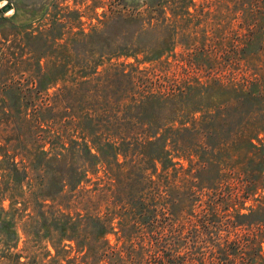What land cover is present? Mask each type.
Wrapping results in <instances>:
<instances>
[{
  "label": "trees",
  "instance_id": "trees-1",
  "mask_svg": "<svg viewBox=\"0 0 264 264\" xmlns=\"http://www.w3.org/2000/svg\"><path fill=\"white\" fill-rule=\"evenodd\" d=\"M65 2L0 7V264H264V0Z\"/></svg>",
  "mask_w": 264,
  "mask_h": 264
},
{
  "label": "rangeland",
  "instance_id": "rangeland-1",
  "mask_svg": "<svg viewBox=\"0 0 264 264\" xmlns=\"http://www.w3.org/2000/svg\"><path fill=\"white\" fill-rule=\"evenodd\" d=\"M46 0H6V2H4V0H0V4L4 5L5 3H12L14 7L10 8L9 10H7L5 12V15L7 16H12L15 11H16V6L19 5L21 6L20 7V12H19V16L17 18H15V20H17V22H21V20L25 17V16H28V14L31 12L30 9H44L45 8V5L44 2ZM200 1H203V0H197V2H200ZM92 2H94V0H86V1H82V0H66L65 4L66 3H69L71 6H70V10H74L75 8H82V9H86L87 11V14L90 15L92 14V11H91V8L90 7H87L88 4H91ZM69 10V11H70ZM101 10V9H100ZM71 15H73L74 13H70ZM84 19L87 20V23L85 25L88 26L87 30H90L91 26L88 25V23L91 21V19H89L87 16L84 17ZM94 22H95V19H94ZM20 23L18 24H13V25H9L8 27H6L4 30H6L5 32V35L9 38H11L12 42H14V40H16L17 38V35H18V32L20 31V28H21V25H19ZM38 25V22H35L34 23V26H37ZM0 36H3V34L0 33ZM32 42V46L33 48H42V49H48V50H57V46L55 45H50V46H47V45H44L42 44V40H33L31 41ZM171 59V64L168 65L169 66V70H176V72L178 73L180 70H182V68L179 66V64L177 65L178 63V60H173L172 57H170ZM148 65L150 64H153V63H147ZM160 67H163L162 65L159 64ZM184 164L185 165H188V160L184 159L183 160ZM102 173V172H100ZM213 172H203V169L200 171V181L203 182V176H206L207 174H212ZM189 185V182L187 180H182L181 182V187L179 188H176L173 190V196H174V199H175V208L177 211H180L181 208H183V210L180 212L181 215H183L186 211V202H187V199H186V190H187V187ZM9 201H6V203H8ZM253 202L251 199L247 201V204ZM238 206V204L236 205ZM230 209L232 210V207H230ZM115 224L117 225L116 226V229L112 232L109 233L108 237L110 239V242L113 244V245H117L119 247H122L124 245V242H125V238L124 237H121V234L122 232L119 230V224L117 222V219L115 221ZM203 238V236H202ZM182 244V242L179 243V245ZM203 244V242H202ZM263 248H264V243H263ZM183 249H187V246H182ZM181 247V248H182ZM51 249H52V252L53 253H56L55 249L51 246ZM195 249V248H194ZM74 253V252H73ZM81 254V253H80ZM63 258V255L61 256ZM81 260V256L79 257ZM83 264H86L85 262H83Z\"/></svg>",
  "mask_w": 264,
  "mask_h": 264
},
{
  "label": "water",
  "instance_id": "water-1",
  "mask_svg": "<svg viewBox=\"0 0 264 264\" xmlns=\"http://www.w3.org/2000/svg\"><path fill=\"white\" fill-rule=\"evenodd\" d=\"M0 7H2V9L4 10V11H7V10H9L10 8H12V3H5L3 6H0Z\"/></svg>",
  "mask_w": 264,
  "mask_h": 264
},
{
  "label": "clouds",
  "instance_id": "clouds-1",
  "mask_svg": "<svg viewBox=\"0 0 264 264\" xmlns=\"http://www.w3.org/2000/svg\"><path fill=\"white\" fill-rule=\"evenodd\" d=\"M4 2H6V0H4ZM0 6H3L2 4H0Z\"/></svg>",
  "mask_w": 264,
  "mask_h": 264
}]
</instances>
